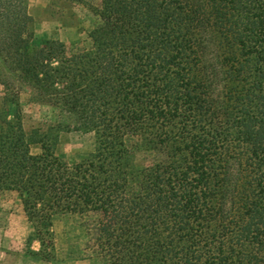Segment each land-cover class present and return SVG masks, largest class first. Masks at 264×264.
<instances>
[{
    "label": "trees",
    "instance_id": "16d2710c",
    "mask_svg": "<svg viewBox=\"0 0 264 264\" xmlns=\"http://www.w3.org/2000/svg\"><path fill=\"white\" fill-rule=\"evenodd\" d=\"M85 6L100 22L70 52L33 44L29 0H0V192L29 254L55 261V218L78 215L106 264H264V0ZM23 93L66 120L27 130ZM53 129L93 153L67 162Z\"/></svg>",
    "mask_w": 264,
    "mask_h": 264
},
{
    "label": "rangeland",
    "instance_id": "374dc122",
    "mask_svg": "<svg viewBox=\"0 0 264 264\" xmlns=\"http://www.w3.org/2000/svg\"><path fill=\"white\" fill-rule=\"evenodd\" d=\"M46 1L45 9L39 11L34 8L35 12L31 11V8L29 10L33 18V44L41 46L48 40H57L64 43L70 52L90 48L87 34L100 21L84 3L95 7L100 4L98 0ZM31 3L33 8L35 5H43L45 0H32ZM2 93L3 88L0 86V99ZM20 103L25 114L24 125L27 130L34 127L46 130L66 120L65 116L51 107L30 103L29 95L26 93L21 95ZM53 133L57 135L56 152L69 163L86 159L95 149V138L92 133H66L58 132L56 129H53ZM131 141L128 140L129 143H132ZM33 152L36 153L39 150L34 149ZM151 161L152 156L148 153L141 152L136 156L137 165L143 166ZM17 215H24V213L16 194L0 192V241H2L0 242V264H14L17 261V257L9 253L11 251L13 253L14 249L18 248V252L14 250L16 253H29L31 248L37 246L32 245L30 241L26 244L23 242L26 230ZM94 222V216L63 215L55 218L53 227L56 246L55 261L59 264L65 261L72 264L80 261L85 264H106L103 259L95 258L96 254L91 251V242L95 238ZM6 239L9 241L6 246L13 250L3 247V240ZM19 260H21L20 264H23L22 259L18 258Z\"/></svg>",
    "mask_w": 264,
    "mask_h": 264
},
{
    "label": "crops",
    "instance_id": "0c3cea01",
    "mask_svg": "<svg viewBox=\"0 0 264 264\" xmlns=\"http://www.w3.org/2000/svg\"><path fill=\"white\" fill-rule=\"evenodd\" d=\"M32 2V0H29V10H30V8H31V11L33 10V12H35V10H34V8L36 9V10H43V9H45V7H46V5H47V1L45 0V3L43 4V5H35V7H31V3ZM98 3H100V0H98ZM85 5H87V3L85 2L84 3ZM99 6V5H98ZM98 6H95V7H98ZM32 16V15H31ZM13 216L11 215V218H12ZM15 217H16V215H15ZM17 218H19V220L23 223V226L25 227V230H26V233H25V237H24V241L23 242H25V244L28 242V241H30V243H32V245H37L36 247H34V248H31V251H38V249H39V245H38V243H36V242H31V238H32V235H33V230H32V227H31V225L29 224V222L27 221V219H26V217H25V215H17ZM21 218V219H20ZM53 227H54V224H53ZM0 242H2V241H0ZM3 247L5 248V249H8V250H13L12 248L11 249H9V246L7 247L6 245L7 244H9V241L6 239V240H3ZM22 247V246H21ZM15 251H17L18 252V248L17 249H14ZM13 250V253H12V251L11 252H9V251H6V252H9L11 255H13V256H15V257H17L16 258V262L14 263V264H20V262H21V260H19L18 261V258H21L22 259V262H23V264H59L57 261H53V262H44V261H41V260H39V259H37L36 257H34V256H32V255H30L28 252H25V253H16L15 251ZM20 250V249H19ZM15 252V253H14ZM14 254H16V255H14ZM58 255V254H57ZM13 264V263H12ZM60 264H72L71 262H69V261H65V262H63V263H60ZM73 264H85L84 262H82V261H80V262H73ZM90 264V263H89Z\"/></svg>",
    "mask_w": 264,
    "mask_h": 264
}]
</instances>
